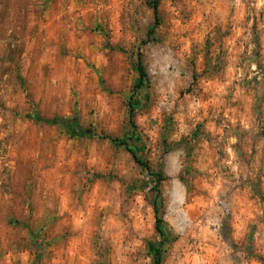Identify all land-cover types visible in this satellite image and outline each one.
Instances as JSON below:
<instances>
[{
	"label": "rangeland",
	"instance_id": "374dc122",
	"mask_svg": "<svg viewBox=\"0 0 264 264\" xmlns=\"http://www.w3.org/2000/svg\"><path fill=\"white\" fill-rule=\"evenodd\" d=\"M152 1L0 0V264H264V0Z\"/></svg>",
	"mask_w": 264,
	"mask_h": 264
},
{
	"label": "trees",
	"instance_id": "16d2710c",
	"mask_svg": "<svg viewBox=\"0 0 264 264\" xmlns=\"http://www.w3.org/2000/svg\"><path fill=\"white\" fill-rule=\"evenodd\" d=\"M152 13H153V16H154V19L156 18V1L153 0L152 1ZM136 70H137V79H136V82L135 84L133 85V87H138L140 86V84L142 83L144 77H145V72H144V69H143V66L140 62V59L139 57H137V61H136ZM129 99H131V95L129 96ZM128 106H129V113L131 112L132 110V107H131V102L128 101ZM130 115V114H129ZM72 120L70 119H64V118H55L54 120H50V122H54V123H59V124H65V123H70ZM72 133L74 134H77L79 136H88V137H92L95 135V132L91 131V130H84V129H79L77 126H74L73 129H72ZM100 137H106L109 139V141L115 145H121L123 146L131 155L132 159L144 166L147 170H148V167H147V164L144 163L142 160H140V158L137 156L136 152L130 148L127 144V141L125 138H112V137H108V136H100ZM156 177H157V174H156ZM159 178H156V180H158ZM153 209H154V229L155 231L158 233V235H160L162 237V239L164 238V231L162 229V225H161V218L160 216L157 214V209L155 207V205H153ZM155 253V258H154V261H153V264H159V261H160V250L159 248H155L154 249Z\"/></svg>",
	"mask_w": 264,
	"mask_h": 264
}]
</instances>
